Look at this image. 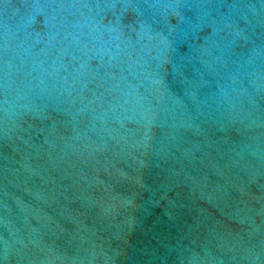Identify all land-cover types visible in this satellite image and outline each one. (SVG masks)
<instances>
[{"label": "water", "instance_id": "1", "mask_svg": "<svg viewBox=\"0 0 264 264\" xmlns=\"http://www.w3.org/2000/svg\"><path fill=\"white\" fill-rule=\"evenodd\" d=\"M0 264H264V0H0Z\"/></svg>", "mask_w": 264, "mask_h": 264}]
</instances>
